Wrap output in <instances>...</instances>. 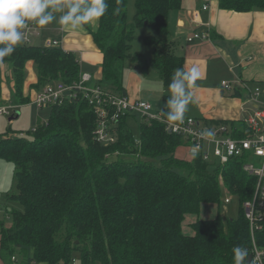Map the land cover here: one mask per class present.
Here are the masks:
<instances>
[{
	"label": "trees",
	"instance_id": "16d2710c",
	"mask_svg": "<svg viewBox=\"0 0 264 264\" xmlns=\"http://www.w3.org/2000/svg\"><path fill=\"white\" fill-rule=\"evenodd\" d=\"M107 3L99 27L91 32L103 55L101 82L125 94V63L147 66L145 57L131 50L135 29L150 24L155 36L144 38L152 48L149 64L165 85L170 83L182 58L172 51L167 20L181 0H135L132 23L127 18L128 0ZM219 7L246 12L264 9V0H219ZM27 62L37 71L32 89L48 81L72 83L81 72L72 53L62 48L21 44L0 63V100L5 83L12 105L34 97L25 92ZM161 110L166 112L167 106ZM128 117L119 120L117 141L104 146L93 138L91 106L76 99L52 105L48 118L31 129V139L24 134L0 137V158L13 164L17 186L7 197L20 206L6 211L8 227L0 221L3 261L71 264L76 251L81 264H233L236 245L250 255L242 202L252 197L256 178L243 171V158L214 170L199 155L184 161L177 150L184 146L190 153L188 142L156 120L140 122L136 144ZM244 128V123L233 126L232 135L243 136ZM224 194L241 202L237 217L224 220L219 210L213 217L200 215L203 206L219 208ZM188 215L195 218L185 233L182 226ZM257 235L263 242L264 231Z\"/></svg>",
	"mask_w": 264,
	"mask_h": 264
},
{
	"label": "crops",
	"instance_id": "0c3cea01",
	"mask_svg": "<svg viewBox=\"0 0 264 264\" xmlns=\"http://www.w3.org/2000/svg\"><path fill=\"white\" fill-rule=\"evenodd\" d=\"M203 5L207 6L206 10L201 9ZM196 11L199 12L197 19L194 18ZM167 26L168 38L173 41L172 51L175 56L182 58L181 64L173 72L178 67L197 66L202 75L197 81L198 87L191 90L194 103L190 105L186 117L195 118L202 128L215 130L225 126L226 134H232L233 126L238 128L256 111H264L263 8L240 12L220 8L219 0H181L180 6L169 12ZM96 29L92 25H85L72 31L62 29L54 22L43 28L39 26L40 35L34 37L31 44L45 48L59 47L72 53L80 71L91 74L94 81L101 82L103 55L91 35ZM204 31H209L208 39L187 40L193 33ZM51 39L58 40L59 44L45 46V42ZM151 56V52L145 56L147 66L143 69L127 62L130 64L129 69L134 71L130 79L124 78L123 86L130 99L156 102L158 106L154 108L158 110L162 105L167 106L169 83L165 85L151 67ZM5 73L9 74L6 69ZM25 73V92L34 96L40 87L31 88L37 82L33 62H27ZM224 80L230 83L231 89L222 87ZM6 84L9 86V83ZM186 222H183L182 228L188 233ZM0 264L7 263L0 258Z\"/></svg>",
	"mask_w": 264,
	"mask_h": 264
},
{
	"label": "built area",
	"instance_id": "2783aa9c",
	"mask_svg": "<svg viewBox=\"0 0 264 264\" xmlns=\"http://www.w3.org/2000/svg\"><path fill=\"white\" fill-rule=\"evenodd\" d=\"M202 10L207 6L203 5ZM199 17V12L194 13V18ZM24 41L22 44H31L34 37L40 35L39 26L34 23L23 30ZM209 31L195 32L188 41L195 39H208ZM59 44L58 40L51 39L45 42V46L53 47ZM222 87L231 89L228 81H222ZM86 100L95 115V128L93 138L96 142L107 146L117 141V126L122 117L132 114L140 117L141 121L156 120L164 124L167 131L182 137L188 142L190 148L193 144L201 146L199 156L204 160H210L211 156L218 158L219 164L223 165L233 158H243L242 169L256 179L254 192L251 198L242 202L245 218L248 221L251 239V264H264V241H258V235L264 231V111H256L252 116L245 119L244 135L234 137L227 133L225 126H220L214 131L216 133L214 142H208L199 137L198 133L204 129L200 127L193 117H186L183 125H169L162 116L163 110H156L153 105L145 100H132L126 94L117 92L111 88L104 87L98 81H94L91 74L81 72L78 80L65 83L61 80L49 82L37 91L32 102L38 108L63 104L72 100ZM12 106H0V115L8 114ZM263 128H261L262 126ZM139 144L138 140H135ZM108 156V155H107ZM255 158L258 162L249 160ZM230 195V194H226ZM223 201L230 202V196H225ZM14 260V258H12ZM74 259L71 260L73 264Z\"/></svg>",
	"mask_w": 264,
	"mask_h": 264
},
{
	"label": "clouds",
	"instance_id": "9594fccd",
	"mask_svg": "<svg viewBox=\"0 0 264 264\" xmlns=\"http://www.w3.org/2000/svg\"><path fill=\"white\" fill-rule=\"evenodd\" d=\"M109 5L107 0H0V63L10 57L24 41V29L29 23L41 28L56 23L62 29L77 31L85 25L99 27ZM119 14V9H115ZM202 78L197 66L178 67L168 84L170 98L167 111L162 113L164 121L172 127L185 123L186 113L194 103L192 89L198 87L197 81ZM199 137L214 142L216 133L204 128ZM201 146L193 144L190 157L195 160ZM247 248L236 245L232 249L233 264H249Z\"/></svg>",
	"mask_w": 264,
	"mask_h": 264
},
{
	"label": "rangeland",
	"instance_id": "374dc122",
	"mask_svg": "<svg viewBox=\"0 0 264 264\" xmlns=\"http://www.w3.org/2000/svg\"><path fill=\"white\" fill-rule=\"evenodd\" d=\"M135 11V0H128V7H127V18L128 23H132V17ZM146 36H155V31L153 30V27L150 24H145L142 26H139L135 29L134 38L131 42V50L134 52H138L139 54L143 55L144 57L149 54V52L152 53V48L145 44L144 38ZM36 39V38H35ZM36 43V42H34ZM128 63H125L124 71H123V80L124 78L130 79L131 72L134 71V69H129ZM8 71V69L6 68ZM129 70V71H128ZM124 83H126V81ZM102 85L104 87L107 86L105 82H102ZM7 84L3 89V95L2 99L0 100V106H12L10 107V112L8 114L0 115V137L4 135H16L24 134L25 138H32L34 136V133L31 131L33 127H35L37 124L42 122L44 119L48 118L50 114V106H44L42 108H38L35 103L32 102L31 97L29 102L22 104V105H12L8 98V88ZM41 90L43 86H39ZM38 87V88H39ZM146 87V85H144ZM162 91V90H161ZM153 104V107L156 108L158 106V103L151 102ZM14 112H17V116L9 119L10 116L14 115ZM128 124L132 130V134L135 138V140L140 139V127L139 124L141 122L140 117L135 116V119L133 117H128ZM125 157V156H124ZM177 157L184 160V161H190L192 158L189 155L187 147L181 146L180 150H177ZM126 159V158H125ZM249 160L254 161L256 164L258 163L255 158H250ZM208 163H211L210 169L214 170L216 169L217 165L219 164L218 158L211 156L210 160H208ZM13 164L3 158H0V221H3V225L5 227H8L10 225V218L6 214V211H10L11 208H20V206L14 202L12 199H8L7 196L9 194H13L17 192V186H16V180L13 176ZM230 196V202L225 203L223 200L221 202V205L219 208L217 206H208L202 207L201 216L205 217H213L216 215L217 210L220 211L221 217L225 219H231L235 218L239 214L241 202L239 201L238 197L235 195H225ZM187 217V216H186ZM194 216L188 215V217L184 220H187L186 225H188L191 221V219H194ZM183 223V224H184ZM73 264H81L79 259V253L74 251L73 252ZM11 264H19L18 261H12Z\"/></svg>",
	"mask_w": 264,
	"mask_h": 264
},
{
	"label": "water",
	"instance_id": "95a60500",
	"mask_svg": "<svg viewBox=\"0 0 264 264\" xmlns=\"http://www.w3.org/2000/svg\"><path fill=\"white\" fill-rule=\"evenodd\" d=\"M16 116H17V113H16V115H12V116H10L9 119H12V118H14V117H16ZM168 132H170V130H169ZM248 261H249V264H251V255H249V257H248Z\"/></svg>",
	"mask_w": 264,
	"mask_h": 264
}]
</instances>
